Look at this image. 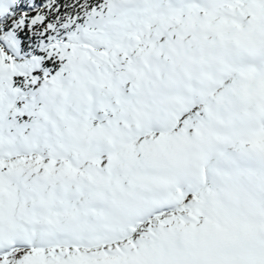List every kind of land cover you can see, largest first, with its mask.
Returning a JSON list of instances; mask_svg holds the SVG:
<instances>
[{"label":"snow or ice","instance_id":"snow-or-ice-1","mask_svg":"<svg viewBox=\"0 0 264 264\" xmlns=\"http://www.w3.org/2000/svg\"><path fill=\"white\" fill-rule=\"evenodd\" d=\"M0 264H264V0H0Z\"/></svg>","mask_w":264,"mask_h":264}]
</instances>
